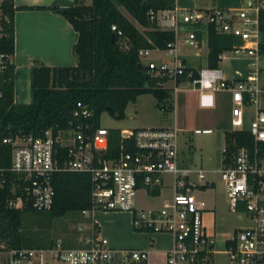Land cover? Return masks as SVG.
<instances>
[{
    "label": "built area",
    "instance_id": "2783aa9c",
    "mask_svg": "<svg viewBox=\"0 0 264 264\" xmlns=\"http://www.w3.org/2000/svg\"><path fill=\"white\" fill-rule=\"evenodd\" d=\"M261 10H264V0H242V6L235 12L220 9L166 11L171 14V27L179 19L183 24L193 26L214 24L219 32L240 39L241 44L232 52L245 54L251 60L244 80H225L219 70L205 68L199 71L197 80L186 82L199 91L230 94V125L234 131L244 127V108L257 106L258 98L264 92V85L259 83L260 73L264 70L259 61L264 58V52H259L257 39ZM166 12L159 18L166 19ZM184 43L197 47L199 44L194 32L188 34ZM174 44L166 50L170 56L174 55ZM149 54L150 51L141 50L138 56L155 76L175 82L184 74L185 66L177 58L174 57L171 63L157 64L147 58ZM2 58L0 54V65ZM91 116L88 108L77 103L76 124L69 129H48L41 138L28 136L3 141L12 147L10 170L15 177L11 189L14 200L22 206L29 204L34 210L47 211L53 205L51 177L54 173H87L92 183V208L83 211V216L95 211L131 213L135 231L150 230L171 235L172 245L162 264H209L214 254V240L206 234L202 224L204 203L193 194L198 185L191 178L195 174L198 181H204L205 173L180 165L178 130H121V138L132 140L135 152H123L118 160L106 161L101 155L108 146L107 128L92 129L85 123ZM81 119L84 121L80 122ZM248 131L255 143H264V109L255 111ZM64 149L66 158L59 163ZM224 152L225 148L222 154ZM165 174L174 179L173 199L165 202L159 211L137 210L138 183L141 181L142 189L148 188L150 194L151 189L160 186ZM218 174L225 185L229 213L244 214L249 222L247 227L234 232L230 238L232 245L225 248L229 263L264 264V154L255 151L253 157L247 148H238L233 152L230 164L219 168ZM2 183L0 180V187ZM90 229L85 248H66L57 241L49 249L0 251V264H148L146 250H114L105 238L94 235L93 226ZM79 230L81 232L82 228Z\"/></svg>",
    "mask_w": 264,
    "mask_h": 264
},
{
    "label": "trees",
    "instance_id": "16d2710c",
    "mask_svg": "<svg viewBox=\"0 0 264 264\" xmlns=\"http://www.w3.org/2000/svg\"><path fill=\"white\" fill-rule=\"evenodd\" d=\"M175 2L176 0H91L90 5H86L83 0H74L66 8H22L52 11L63 17L77 33V42L73 47L76 66L51 68L38 62L32 64L31 99L26 105L14 103L15 68L12 59L14 13L17 8L14 7L13 0L0 2V54L3 56L0 65V180L3 181L0 187L1 252L22 248H52L55 243H45L41 233L36 234L26 227V220L33 219L40 229L48 231L54 220L70 213L90 211L92 208L90 175L79 172H56L52 175L53 205L47 211L34 210L29 204L21 208L10 206V201L15 199L11 193L15 178L10 170L12 147L3 141L28 136L41 138L48 129H69L76 124L74 112L77 103L92 112L89 120H85L92 129L101 127L100 117L103 113H108L107 109L112 110L113 115H110L113 118L123 120L128 104L145 94L153 96L158 109H172V106L160 107L173 92L172 88L164 86L168 79L155 76L138 54L141 50L166 51L169 45L175 43L174 31L162 30L158 26V13L173 10ZM113 27L115 30H112ZM258 30V33H264V10L258 15ZM194 33L199 41L203 36L206 37V67L209 69H218L222 54L232 52L241 44L239 38L219 32L214 24L195 26ZM258 48L260 53L264 52L263 43L258 42ZM184 71L183 75L175 79V86L199 78V71L195 69L185 67ZM83 121L84 119L80 120ZM245 126L244 123L243 129L235 131L220 127L223 129L225 148L222 166L229 165L233 152L241 147L247 148L253 157L255 151L264 154V143H255L248 125ZM107 133V150L101 155L104 160H118L123 152H135L133 141L121 138V130L107 129ZM66 154L65 149L61 151L59 163L66 158ZM142 188L140 181L138 189ZM158 193V187L150 191L153 196ZM239 208L242 211L243 208ZM94 232L96 236V225ZM144 232L154 234L150 230ZM231 245L232 242L228 240L225 248Z\"/></svg>",
    "mask_w": 264,
    "mask_h": 264
},
{
    "label": "crops",
    "instance_id": "0c3cea01",
    "mask_svg": "<svg viewBox=\"0 0 264 264\" xmlns=\"http://www.w3.org/2000/svg\"><path fill=\"white\" fill-rule=\"evenodd\" d=\"M74 0H13L14 7H16V11L14 13V55H13V64H14V103L26 105L30 103V68L34 62H38L46 67H74L76 66V58L73 54V47L77 42V33L73 30L72 26L60 15L49 11V10H40V9H22V8H35V7H50L56 6L60 8H66L72 5ZM242 6V0H176L175 8L176 10L188 11V10H201L206 11L210 9H220V10H228L231 12L237 11ZM172 11V10H171ZM164 13H158V18ZM166 19H158V26L162 30H172L175 33L176 41L174 44L175 52L174 55L170 57V60L160 61L171 63L173 58H177L184 64L185 67H189L200 71L206 67V56H202V52L206 45V37L203 36L199 41L197 40L198 48H189L186 49V45L184 43L188 34L194 32L195 26L189 24H183L180 19L176 23L174 27L169 26L171 23L170 13H165ZM205 25H202V27ZM201 28V27H200ZM141 30V29H139ZM257 35V39L262 37L261 40H258L259 43L264 44V33L262 35ZM260 36V37H259ZM196 37V36H195ZM207 50V49H206ZM233 53V52H231ZM234 54V53H233ZM222 54L221 60L223 56ZM240 55L242 58L235 59L230 58L226 59L224 63L218 66V69L221 72L223 79L225 80H236L241 81L244 80L248 71V63L250 59L245 54H234ZM200 59V61H195L192 66L189 64L192 60ZM154 63L155 62L151 60ZM144 62V61H143ZM264 63V58L261 57L260 61ZM200 63V64H198ZM201 68H197V66H201ZM264 67V65H261ZM260 85H264V70L260 73L259 78ZM170 85L169 88L173 89V93L185 95L183 98L177 97V101L175 103V107L172 105V108L175 109V127H160L161 129H176L179 132V144H178V157L180 165L184 168H189L197 171H201L205 173V180L198 181L195 174L191 175V178L194 179L198 185V187L194 190H198L199 195L196 196L198 199H201L204 203V210L201 215L202 224L204 226L205 232L208 236H210L214 240V254H212L209 264H230L228 261V255L225 253V243L230 240L234 232L240 228L234 227L226 228L223 224L219 225V222L225 218L224 214L218 209L217 203L215 201L214 196L212 197L211 191L214 193L213 189L216 186V176H218V170L222 166V149L224 147V137H223V129L220 127H225L226 121L230 124V94L225 91H219L220 93L218 97V102L222 103V99L224 97L229 98V109L226 112V115L223 116V112L220 107L222 104L216 105L213 110V115L209 114L208 123L204 126L199 127L202 134L207 135L210 139L208 140L206 147L211 142L212 144L206 148L207 152L205 155L204 144H198L197 146L193 145L187 146V144L192 141V136L187 134V128L191 124H195V120L197 117L193 115V112L196 111L197 102L190 98V94L197 93L199 90L193 88L191 84L184 83L179 86H175L174 82L169 81L165 85ZM217 92V93H219ZM223 95V96H222ZM183 102V103H181ZM251 107L247 106L244 108V116L246 114V109ZM257 109H262L259 106V98L258 105L254 109V113ZM212 112V111H211ZM181 115V116H180ZM184 115L190 119L192 122L185 120ZM184 121L182 122V119ZM227 119V120H226ZM249 122V121H248ZM208 124V125H207ZM231 126V125H230ZM158 128V129H160ZM231 128V127H230ZM141 129V128H139ZM198 134V133H197ZM215 145V146H214ZM217 145V147H216ZM183 146V147H182ZM218 147L220 150H218ZM214 148L213 152L211 151ZM196 149L199 150L201 154H199L198 159L194 158V152ZM203 165H208L209 167L203 168ZM211 167V168H210ZM173 184L174 179L171 175L165 174L161 178V184L159 188V202L157 205H164L165 202L170 201L169 199H173ZM143 190L145 196H153L149 194V190L138 189L137 193ZM137 197V195H136ZM171 199V200H172ZM156 203L154 202L150 207L146 209H156ZM152 206L154 208H152ZM136 207V205H135ZM138 209V208H136ZM142 210V209H138ZM217 210L219 212H217ZM144 211V210H143ZM155 211V210H153ZM114 216H123L124 214H116L111 212H95V214L91 213L89 218L92 219V226L94 230V225L97 226V234L101 236V234L107 233V228L104 225L105 220ZM97 220L103 227L100 229L97 225ZM247 224L249 222L246 218ZM228 225V224H225ZM91 224L89 223L86 228H82L83 230H87L84 237L79 239L80 246L72 247L71 249H79L85 248L86 242L89 239ZM119 230H126L129 234L134 235L130 232V221L129 218H123V227ZM81 231V232H82ZM95 233V232H94ZM111 234V231H110ZM97 235V236H98ZM102 237V236H101ZM64 245V243H62ZM109 247L110 243L108 241ZM134 246V249L146 250L149 254L148 256V264H150L151 257L157 256L159 258V262L156 264H162L165 259L166 252L171 248L172 245V237L166 233H155L151 235H134L131 243ZM65 246V245H64ZM67 248V247H66ZM114 249V248H112ZM133 249V248H130ZM117 250V249H114ZM218 255H224L226 257L225 261L217 260Z\"/></svg>",
    "mask_w": 264,
    "mask_h": 264
},
{
    "label": "rangeland",
    "instance_id": "374dc122",
    "mask_svg": "<svg viewBox=\"0 0 264 264\" xmlns=\"http://www.w3.org/2000/svg\"><path fill=\"white\" fill-rule=\"evenodd\" d=\"M84 4L86 5H90L91 0H83ZM120 11L131 21L133 22V20L128 16V14L123 10L120 9ZM134 24H136L135 22H133ZM260 36L262 35V33L259 34ZM259 36V37H260ZM262 37L258 38V40H261ZM186 49L189 50V48H198L197 46L194 45H186ZM205 48L207 49V46L205 45ZM204 49L202 52V56L205 57L207 55L208 49L206 50ZM170 55L168 54L167 51H150L149 56L147 57L150 60H153L155 62H160V61H167L170 60ZM230 58H235V59H239L242 58V56H236L231 52H226L225 55L223 56L222 60H221V65L222 63H224V61L226 59H230ZM195 61H200V59H195L189 62L190 65L192 66H196L194 64ZM250 63V62H249ZM248 63V64H249ZM200 64V63H198ZM259 65H264V63L259 62ZM201 66H197V68H201ZM166 88H169L170 85H165ZM221 92L217 93V92H211V91H199L197 93H192L193 95L190 94V98H192L194 101L197 102V107L196 111L193 112V115L195 117H197V119L195 120V124H191L189 125L187 128V134L189 136H192V141L191 143L189 142L187 144V146H191L193 145H202L203 143L205 148V155L207 154V152H210L208 150H206V148H208L212 143L210 142L208 144V146L206 147L208 140L210 139L209 137H207V135L202 134L201 130L199 129V127L204 126L206 123H208V117H210L211 115H213V110L215 107V103L217 105L218 104H222L220 109L223 112V116L226 115L227 110L229 109V98L226 96L224 97V100L222 99V103L218 102V97L220 95ZM223 94V93H221ZM185 94L181 93V94H175V93H171L170 98L167 99L166 101H164L162 104H160V107H169V106H174L175 107V103L177 101V97L179 96L180 99L183 98ZM223 96V95H222ZM183 103V102H181ZM259 106L264 109V92L260 94L259 96ZM256 106H251L249 108L246 109V114L244 116V123L246 124L245 127H247V125H249L250 119L252 118V116L254 115V109ZM212 111V112H211ZM175 109H170L168 111H163L160 110L156 107V101L153 98L152 95L150 94H145L142 96H139L136 101L134 103H130L128 104V106L126 107L125 110V117L123 120H116L115 118H113L109 113H103L100 117V125L102 127H105L107 129H118V130H124V129H139V128H160V127H170L173 128L175 127ZM209 114H211L209 116ZM181 116V115H180ZM182 119V122L185 120H188L190 122H192V119L186 117L184 115V119ZM227 120V119H226ZM208 125V124H207ZM226 128H230V124L228 123V120L226 121ZM198 133V134H197ZM215 146V145H214ZM183 147V146H182ZM217 147V145H216ZM214 148L211 150L213 152ZM218 150H220V148L218 147ZM199 154H201L199 152L198 149H196V152H194V158L198 159ZM207 168L209 167L208 165L204 166L203 168ZM211 168V167H210ZM193 178V176H192ZM216 186L214 187L213 191L214 193L211 191L212 193V197L214 196L215 201L217 203L218 209L221 212V214L225 215V218L222 219L221 222H219V220H217V223L219 225L223 224L226 228H232L234 229V227L237 228H244L247 227V221H246V217L244 214H232L229 213L228 211V199H227V195H226V190H225V185L224 183L221 181L220 176H216ZM198 190L193 191V194L195 196L199 195ZM159 195V194H158ZM155 195V196H145V193L143 192V190H140L137 193V197H136V208L138 209H142L144 211H159L163 208V204L157 205L159 202V196ZM198 198V197H197ZM172 198H170L169 200L171 201ZM156 203L155 208L156 209H146L147 207H150L153 203ZM10 206L14 207V208H21L22 204L16 200H12L10 202ZM152 208H154L152 206ZM137 209V210H138ZM217 210V212H219ZM97 212H103V211H95ZM95 212L93 214H95ZM111 213H116V214H124L123 216H114L111 218H108L107 220H105L104 225L107 228V233L106 234H101L98 235L96 234V237H101V238H105L107 241H109L110 246L114 249L117 250H127L130 248H135L134 246L131 245L132 240H133V236L134 235H151L150 233H145V232H137L134 230L133 228V223H132V215L131 213L128 212H114L112 211ZM127 217L129 218L130 221V232L134 235L129 234L128 231L126 230H119L117 231V229H122L123 227V218L127 219ZM92 219L89 218V216H83L81 213H70L68 215H66L65 217L61 218V219H56L54 220L52 223V227L50 230L48 231H43L42 229H40L38 227V225H36L35 220L33 219H28L25 222V225L27 228H29L32 232L39 234L41 233L42 236L44 237V241L45 243H49L52 245L53 243H56L57 241H61L62 243H64V245L67 248H72V247H77L80 246L79 243V239H81V237H84L86 234L87 230H83L82 232H80V230L78 229L79 227H83L86 228L88 226V224L90 223L92 226ZM97 225L98 227L101 229L103 227L102 224H100V222H98L97 220ZM228 224V225H225ZM91 228V227H90ZM98 229V228H97ZM111 231V234H110ZM155 234V233H154ZM98 235V236H97ZM170 235V234H169ZM216 250V248H215ZM214 250V251H215ZM217 260H221V261H225L226 257L224 255H218ZM229 261V260H228ZM157 262H159V258L157 256H152L150 259V264H156Z\"/></svg>",
    "mask_w": 264,
    "mask_h": 264
},
{
    "label": "water",
    "instance_id": "95a60500",
    "mask_svg": "<svg viewBox=\"0 0 264 264\" xmlns=\"http://www.w3.org/2000/svg\"><path fill=\"white\" fill-rule=\"evenodd\" d=\"M145 87H147V85H145ZM107 111H108V113H109V114H112V115H113V112H112V110H110V109H107ZM147 190H148V188H147Z\"/></svg>",
    "mask_w": 264,
    "mask_h": 264
}]
</instances>
